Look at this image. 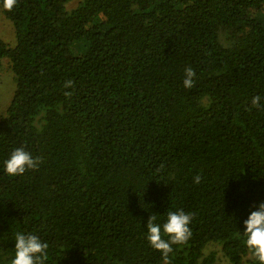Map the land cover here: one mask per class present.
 <instances>
[{"label":"trees","instance_id":"trees-1","mask_svg":"<svg viewBox=\"0 0 264 264\" xmlns=\"http://www.w3.org/2000/svg\"><path fill=\"white\" fill-rule=\"evenodd\" d=\"M73 1L0 0L16 39L0 35L15 77L0 113V264L17 232L49 244L45 264H164L147 220L178 209L192 235L171 264H214L212 243L258 264L243 231L264 202V108L251 106L264 102V0ZM18 147L42 163L9 176Z\"/></svg>","mask_w":264,"mask_h":264},{"label":"clouds","instance_id":"clouds-1","mask_svg":"<svg viewBox=\"0 0 264 264\" xmlns=\"http://www.w3.org/2000/svg\"><path fill=\"white\" fill-rule=\"evenodd\" d=\"M17 0H3V7L7 11H12ZM185 78L183 85L187 89L194 86L196 75L192 67L185 68ZM74 82L67 80L64 83L66 89L72 88ZM70 91L65 92V96H71ZM253 108H264L262 98L257 95L251 100ZM42 163L40 157H34L22 147L14 149L9 158L4 162V170L9 176H18L26 170L36 169ZM202 177L196 175L193 182L199 184ZM194 214L186 213L183 209L169 211L166 221L161 225L156 223V216H149L146 224L147 240L150 246L159 251L164 264H171L170 253L173 252L172 245H186L191 238L192 232L189 225L193 221ZM246 225L244 235L246 237L245 246L251 255L264 264V202L258 205V209L252 211L248 218L244 220ZM167 237L165 239L164 237ZM15 255L11 264H45L48 259L47 249L49 244L41 241L35 234H25L17 232L15 235Z\"/></svg>","mask_w":264,"mask_h":264},{"label":"rangeland","instance_id":"rangeland-1","mask_svg":"<svg viewBox=\"0 0 264 264\" xmlns=\"http://www.w3.org/2000/svg\"><path fill=\"white\" fill-rule=\"evenodd\" d=\"M78 4V0L69 4V8H73ZM0 35L9 45L15 44V29L13 23L5 16L2 7L0 6ZM15 89V77L8 60L4 61L0 69V113L5 111L11 101ZM214 253V264H231L225 256L221 245L212 243L207 249L206 254Z\"/></svg>","mask_w":264,"mask_h":264}]
</instances>
